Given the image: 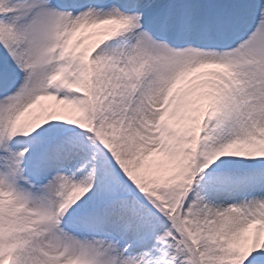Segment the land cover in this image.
Here are the masks:
<instances>
[{"label":"snow or ice","instance_id":"snow-or-ice-1","mask_svg":"<svg viewBox=\"0 0 264 264\" xmlns=\"http://www.w3.org/2000/svg\"><path fill=\"white\" fill-rule=\"evenodd\" d=\"M0 264H264V0H0Z\"/></svg>","mask_w":264,"mask_h":264}]
</instances>
